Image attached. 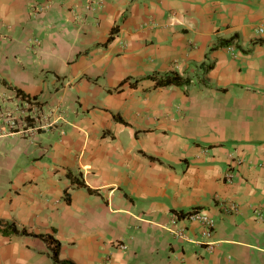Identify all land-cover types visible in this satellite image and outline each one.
Masks as SVG:
<instances>
[{
  "label": "crops",
  "instance_id": "obj_1",
  "mask_svg": "<svg viewBox=\"0 0 264 264\" xmlns=\"http://www.w3.org/2000/svg\"><path fill=\"white\" fill-rule=\"evenodd\" d=\"M260 27L264 0H0V111L61 113L34 139L0 119V222L29 233L0 232V264H54L41 235L73 264H264ZM192 210L210 237L176 235Z\"/></svg>",
  "mask_w": 264,
  "mask_h": 264
},
{
  "label": "built area",
  "instance_id": "obj_2",
  "mask_svg": "<svg viewBox=\"0 0 264 264\" xmlns=\"http://www.w3.org/2000/svg\"><path fill=\"white\" fill-rule=\"evenodd\" d=\"M258 32L264 33V28L260 27ZM227 50L234 54L236 48L228 45ZM13 94L11 105L3 106L0 111V119L7 128V134L20 133L27 138L34 139L38 134L53 129L57 120L61 119V113H59V116L53 120V110L47 109L45 104L36 98L23 96L18 92H13ZM226 180L231 182L230 172L226 175ZM228 208L231 212L238 211V205L234 202L230 203ZM183 219L200 223L204 229V235L211 236L215 223L204 211L192 210L186 214H175L172 224L176 227V235L180 237H186L185 227L179 225Z\"/></svg>",
  "mask_w": 264,
  "mask_h": 264
},
{
  "label": "trees",
  "instance_id": "obj_3",
  "mask_svg": "<svg viewBox=\"0 0 264 264\" xmlns=\"http://www.w3.org/2000/svg\"><path fill=\"white\" fill-rule=\"evenodd\" d=\"M112 38V36L109 37V40ZM229 41H223V44H228ZM152 79L156 81L157 86H185L189 85L190 80L183 79L179 74L174 73L171 75L163 76V77H157V76H151ZM17 92L23 96L24 93H22L20 90H17ZM71 181L73 184H76L78 187H87L83 180L71 178ZM89 189V188H88ZM89 191H93L89 189ZM0 232H2L4 235H29V233L25 230H19L18 227L14 223H6V222H0ZM36 236V235H35ZM46 241L49 242L50 248L52 250V258L54 264H73L71 262L67 261H61L59 259V253H60V242L52 238L51 236H38Z\"/></svg>",
  "mask_w": 264,
  "mask_h": 264
}]
</instances>
